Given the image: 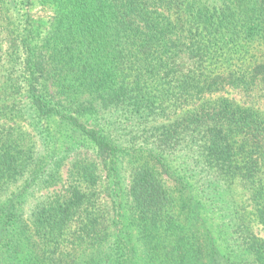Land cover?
Masks as SVG:
<instances>
[{
  "label": "trees",
  "instance_id": "obj_1",
  "mask_svg": "<svg viewBox=\"0 0 264 264\" xmlns=\"http://www.w3.org/2000/svg\"><path fill=\"white\" fill-rule=\"evenodd\" d=\"M0 264H264V0H0Z\"/></svg>",
  "mask_w": 264,
  "mask_h": 264
}]
</instances>
